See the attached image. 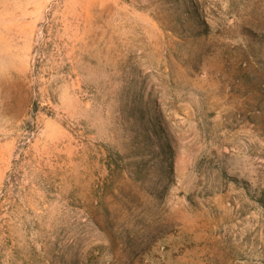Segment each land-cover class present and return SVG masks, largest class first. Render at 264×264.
Masks as SVG:
<instances>
[{
    "label": "rangeland",
    "instance_id": "1",
    "mask_svg": "<svg viewBox=\"0 0 264 264\" xmlns=\"http://www.w3.org/2000/svg\"><path fill=\"white\" fill-rule=\"evenodd\" d=\"M0 264H264V0H0Z\"/></svg>",
    "mask_w": 264,
    "mask_h": 264
}]
</instances>
